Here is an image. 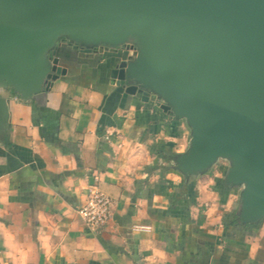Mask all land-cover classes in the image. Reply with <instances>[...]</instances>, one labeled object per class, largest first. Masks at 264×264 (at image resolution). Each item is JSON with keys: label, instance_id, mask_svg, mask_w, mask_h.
Returning a JSON list of instances; mask_svg holds the SVG:
<instances>
[{"label": "crops", "instance_id": "0c3cea01", "mask_svg": "<svg viewBox=\"0 0 264 264\" xmlns=\"http://www.w3.org/2000/svg\"><path fill=\"white\" fill-rule=\"evenodd\" d=\"M136 52L61 43L67 72L48 92L5 91L0 264H264V221L234 223L226 170L188 181L174 166L190 146L186 121L116 85L112 70ZM92 187L113 201L98 230L79 214Z\"/></svg>", "mask_w": 264, "mask_h": 264}, {"label": "water", "instance_id": "95a60500", "mask_svg": "<svg viewBox=\"0 0 264 264\" xmlns=\"http://www.w3.org/2000/svg\"><path fill=\"white\" fill-rule=\"evenodd\" d=\"M137 48L112 70L191 133L173 160L188 181L230 162L239 219L264 221V0H0V126L11 89L30 101L66 74L57 50Z\"/></svg>", "mask_w": 264, "mask_h": 264}, {"label": "built area", "instance_id": "2783aa9c", "mask_svg": "<svg viewBox=\"0 0 264 264\" xmlns=\"http://www.w3.org/2000/svg\"><path fill=\"white\" fill-rule=\"evenodd\" d=\"M113 201L97 187H92L79 208L83 221L93 230L103 228L112 218Z\"/></svg>", "mask_w": 264, "mask_h": 264}, {"label": "rangeland", "instance_id": "374dc122", "mask_svg": "<svg viewBox=\"0 0 264 264\" xmlns=\"http://www.w3.org/2000/svg\"><path fill=\"white\" fill-rule=\"evenodd\" d=\"M229 165H230V162L228 160L220 159V161L218 162V165L215 167V169L217 170L218 168L221 167V168L226 170L227 167H229ZM241 189H242V187H237V191L239 192V194L241 192ZM238 197H239V195H238Z\"/></svg>", "mask_w": 264, "mask_h": 264}, {"label": "trees", "instance_id": "16d2710c", "mask_svg": "<svg viewBox=\"0 0 264 264\" xmlns=\"http://www.w3.org/2000/svg\"><path fill=\"white\" fill-rule=\"evenodd\" d=\"M234 223L237 224V225H241V226H251V225H244V224L242 223V221L239 219L238 213H237V215H236V218H235Z\"/></svg>", "mask_w": 264, "mask_h": 264}]
</instances>
